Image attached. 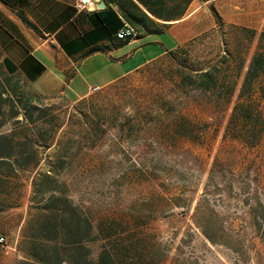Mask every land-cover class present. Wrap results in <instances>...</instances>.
<instances>
[{"label":"rangeland","instance_id":"rangeland-1","mask_svg":"<svg viewBox=\"0 0 264 264\" xmlns=\"http://www.w3.org/2000/svg\"><path fill=\"white\" fill-rule=\"evenodd\" d=\"M231 6L232 0L209 4L206 16L196 18L198 33L178 32L171 55L80 100L21 87L24 100L42 109L46 136L53 137L38 169L50 161L75 205L95 221L118 223L125 236L144 235L164 264H264V135L246 145L230 123L263 31L248 43L229 21ZM211 7L221 11L219 23ZM150 38L173 44L167 36ZM221 60L235 81L229 98L191 86ZM31 175L22 174L18 206L0 212V264L23 259Z\"/></svg>","mask_w":264,"mask_h":264},{"label":"trees","instance_id":"trees-1","mask_svg":"<svg viewBox=\"0 0 264 264\" xmlns=\"http://www.w3.org/2000/svg\"><path fill=\"white\" fill-rule=\"evenodd\" d=\"M105 1L117 6L137 36L162 34L171 22L186 15L193 0ZM210 9L219 23L218 14ZM236 28L247 36L248 43L256 34L253 29ZM222 63L198 73L191 86L229 98L235 81H230ZM242 68L239 64L237 76ZM25 84L22 78L7 75L0 68V212L18 206L25 186L22 174H32L28 215L20 240L24 256L17 264H164L158 249H147L144 235L136 232L125 236L124 231H117L118 223L106 217L95 221L87 209L75 205L50 161L46 169H38L53 137L46 136L42 109L32 100H24ZM9 122L10 127L3 130ZM230 123H234L236 138L246 145L256 146L264 135V32L259 34L243 76ZM204 236L211 241L207 234Z\"/></svg>","mask_w":264,"mask_h":264},{"label":"crops","instance_id":"crops-1","mask_svg":"<svg viewBox=\"0 0 264 264\" xmlns=\"http://www.w3.org/2000/svg\"><path fill=\"white\" fill-rule=\"evenodd\" d=\"M75 1L0 0L1 70L41 94H64L77 101L91 88L103 89L174 50L181 30L186 38L195 36L197 16H206L208 5L218 0H202L200 5L193 0L186 15L162 34L138 33L126 41L115 38L126 23L117 6L101 0L104 8L77 11ZM263 11L264 0H232L227 16L232 25L264 32ZM216 13L221 16L218 8ZM161 35L173 44L165 47L150 38Z\"/></svg>","mask_w":264,"mask_h":264},{"label":"built area","instance_id":"built-area-1","mask_svg":"<svg viewBox=\"0 0 264 264\" xmlns=\"http://www.w3.org/2000/svg\"><path fill=\"white\" fill-rule=\"evenodd\" d=\"M74 6L77 11H93L97 8V3L95 0H76ZM135 36L136 31L127 23L123 24V26L115 33V38L119 41L130 40ZM98 90L99 88L93 87L90 89V93H95ZM3 242L4 238L0 237V244H3Z\"/></svg>","mask_w":264,"mask_h":264},{"label":"water","instance_id":"water-1","mask_svg":"<svg viewBox=\"0 0 264 264\" xmlns=\"http://www.w3.org/2000/svg\"><path fill=\"white\" fill-rule=\"evenodd\" d=\"M95 1L97 3V9H101V8L105 7V4L103 1H101V0H95Z\"/></svg>","mask_w":264,"mask_h":264}]
</instances>
